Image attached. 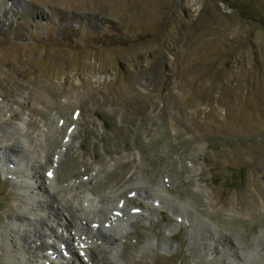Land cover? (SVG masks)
I'll use <instances>...</instances> for the list:
<instances>
[{
  "label": "rangeland",
  "instance_id": "rangeland-1",
  "mask_svg": "<svg viewBox=\"0 0 264 264\" xmlns=\"http://www.w3.org/2000/svg\"><path fill=\"white\" fill-rule=\"evenodd\" d=\"M0 117L25 147L0 162V264H32L15 214L53 200L25 185L55 153L61 204L123 231L76 220L95 253L50 236L35 264H264V0H0Z\"/></svg>",
  "mask_w": 264,
  "mask_h": 264
},
{
  "label": "bare ground",
  "instance_id": "bare-ground-1",
  "mask_svg": "<svg viewBox=\"0 0 264 264\" xmlns=\"http://www.w3.org/2000/svg\"><path fill=\"white\" fill-rule=\"evenodd\" d=\"M0 119H1V117H0ZM9 139L10 138H8L7 141ZM9 142L10 143L7 142V144L4 146H2L3 144L0 145V150H2V152H0V162L20 164V159H18V157L21 154L20 157H22V159L24 158L23 157L24 150H25L24 144L20 140H18L17 138H11ZM10 154H13L14 159H11V157H9ZM57 158H58L57 153H55L53 158H51L50 156H47L45 158V161H43V163L44 162H45V164L50 163V167L48 168V166H47V168H44V169H43L44 166H41V164H40L41 161H35L36 163H32V164H30L29 162L26 163V165L28 167H30L31 178L42 179V183L37 187L34 185L33 186H30L27 184L25 185L26 188H28L30 190V192L32 193V196L35 194L37 195V191L34 192V190L39 189V191H45L46 193H48V195L52 196V198H53V200H51V201L49 199L41 200V198H39L40 199V200L38 199L39 205H37V207L35 206L36 204L34 206H33V204L32 205L26 204V206L24 208L29 209L27 213L22 212V214H20V213L15 214L18 216V218L20 217L22 219L23 218L29 219L28 220L30 222L28 224L29 228L24 229V231L20 234V238L22 239L23 243L26 244V246L24 244H21L22 251L27 250V252L30 253L29 254L30 256L27 257V260H28V262H31L32 264H35V262H37L35 257L47 259V256L42 251V248L43 249L44 248H46V249H51V248L55 249L56 248L55 243H47V241H45L47 243V244H45V242H43V238L50 237V236L54 237L57 241L61 242V244L65 245L66 253L72 252L76 255H79L81 258H83V257L87 258L86 252L88 249L95 253V251L89 247L91 242H92V237H93L91 232L89 231V232L84 233V232L80 231L81 228H80V230H77L76 228H74V227H76V222H75L76 220H80L83 224L88 225V227H90L91 229H94V230H95V227H98L96 229V231H98V233L100 235L99 239H102L107 244H109L113 250H114L113 245H115V243L118 240H120L119 236H120V233L123 231L122 230V224H121L122 215L120 213V210H118L119 208H117L116 205L114 206V204H113L114 210L111 213H109L111 211L110 209L112 208L111 206L108 208H100V209H98V212L93 211V214L97 213V215L99 216L98 220L96 219L97 216H95L97 223L99 221V223H98L99 225L94 224V221L89 220L88 217L84 218V216H83V218H82L79 216L80 214L77 211H82V212L86 213V212H88V210H90V209L84 210V209H87L86 206H84V204H83L84 201H86V199L81 198L79 208H76V206L74 207L72 204H70L69 202L67 203L65 201H64V204L63 203L61 204L58 197L61 196L60 192H62V191L66 192V189L61 187L60 189L57 188L58 190L56 191L55 186L52 185L53 183H52V179H51L52 175H53V169L56 168V166L53 167V165H55V163L57 164ZM50 173H51V175H49ZM69 188H73V187H69ZM59 190H61V191H59ZM67 190L69 191L70 189H67ZM54 203H56V205H54ZM28 206H30V207H28ZM37 208H45L43 210H47V216H44L41 214L35 215L36 210H39ZM43 210H40V211H43ZM64 211H66L67 215L64 214L65 213ZM91 211L92 210H90V212ZM38 212L39 211H37V213ZM75 212L77 214H75ZM112 213H115V214H112ZM34 216H35V218H34ZM62 216H66L69 219L70 223L72 222L71 224H72L73 228L70 230V235H68V236H65L66 233L64 231H61L60 234L58 232L57 224H58V226H60L62 223H60V222L56 223V226H55L56 228H53L55 221H56L55 217H62ZM47 222H49V226L51 229L50 233L46 232L47 229H45V228L43 229L42 227H40L41 225H43L45 223L47 224ZM88 230L89 229H87V231ZM78 231H80V233H78ZM225 240H226V242H228V237H225ZM219 243H220V240H219ZM51 244H52V247H51ZM30 249H32L33 251H31ZM56 249H58V247ZM102 250L104 251V248ZM102 250L99 249V251H102ZM59 253H60V251H59ZM91 256H93V255H91ZM32 257L34 259H32ZM17 259H18L17 263L21 264V259H23V258H21L20 255H16V260ZM83 261H84V259H83ZM71 262L73 263V260L72 261L67 260L65 263L62 262L61 264H70ZM85 263H88V262H85ZM26 264H28V263H26ZM52 264H55V263L52 262Z\"/></svg>",
  "mask_w": 264,
  "mask_h": 264
},
{
  "label": "snow or ice",
  "instance_id": "snow-or-ice-1",
  "mask_svg": "<svg viewBox=\"0 0 264 264\" xmlns=\"http://www.w3.org/2000/svg\"><path fill=\"white\" fill-rule=\"evenodd\" d=\"M49 175H51V173H50ZM134 195H135V194H134Z\"/></svg>",
  "mask_w": 264,
  "mask_h": 264
}]
</instances>
